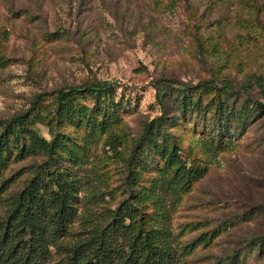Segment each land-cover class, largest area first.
Wrapping results in <instances>:
<instances>
[{
  "label": "rangeland",
  "instance_id": "374dc122",
  "mask_svg": "<svg viewBox=\"0 0 264 264\" xmlns=\"http://www.w3.org/2000/svg\"><path fill=\"white\" fill-rule=\"evenodd\" d=\"M263 5L264 0H0V120L44 106V98L59 89L87 81L121 85L119 91L132 100L138 91L136 106L122 115L124 154L158 113L154 85L221 87L225 79L233 86L227 92L231 104L262 102ZM184 126V155L206 164L208 172L176 205L174 232L193 242L202 233L222 231L196 245L182 264H217L238 251L241 264H264V248L249 245L264 236V110L221 152L203 143L192 122ZM35 127L49 137L45 124ZM103 141L92 145L86 170L94 183L80 193V220L103 217L123 198L122 187L112 186L123 182L127 169ZM43 159H12L4 176L16 177L4 194L19 192Z\"/></svg>",
  "mask_w": 264,
  "mask_h": 264
},
{
  "label": "trees",
  "instance_id": "16d2710c",
  "mask_svg": "<svg viewBox=\"0 0 264 264\" xmlns=\"http://www.w3.org/2000/svg\"><path fill=\"white\" fill-rule=\"evenodd\" d=\"M221 85H154L158 113L124 154L122 115L134 109L138 91L132 100L121 85L87 81L59 89L44 106L0 120V264H57L56 257L58 264H182L196 245L210 243L222 229L183 242L172 225L181 197L208 172L206 164L184 155V125L192 122L203 143L221 152L264 110V100L231 104L232 84L221 79ZM36 123L48 127V138ZM103 137V146L127 169L123 182L112 186L122 187L123 198L103 217L80 220V193L94 183L86 166L92 145ZM35 154L43 161L19 192L6 196L16 177L4 176L10 161ZM249 245L262 250L264 236ZM217 264H241L239 251Z\"/></svg>",
  "mask_w": 264,
  "mask_h": 264
}]
</instances>
